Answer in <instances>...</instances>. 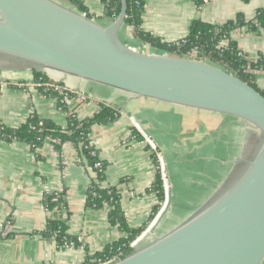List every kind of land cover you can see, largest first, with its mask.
I'll return each mask as SVG.
<instances>
[{
  "label": "crops",
  "instance_id": "0c3cea01",
  "mask_svg": "<svg viewBox=\"0 0 264 264\" xmlns=\"http://www.w3.org/2000/svg\"><path fill=\"white\" fill-rule=\"evenodd\" d=\"M55 1L73 6L70 0ZM81 1L100 24L114 21L107 15L104 0ZM260 8H264V0H204L201 6L196 0H145L142 28L164 41H177L188 36L194 20L222 24L238 15L252 19ZM120 37L126 43L131 40L135 47L127 44L135 49L137 41L145 44L127 24L121 28ZM232 37L249 62L264 56V27L238 28ZM35 71L30 67L8 68L0 61V120L18 127L37 113L66 127L70 109H62L56 98L38 91ZM45 74L85 97L72 106L79 119L92 118L100 103L120 109L121 117L115 122L94 124L90 139L108 163L106 184L120 187L121 205L131 228L149 224L159 204L157 193L151 189L159 174L153 153L161 161L162 156L167 159L173 203H177L157 230L158 235L208 200L231 172L232 162L244 155L251 129L235 117L138 98L57 71ZM252 74L258 87L264 89V68L253 69ZM134 129L144 138H136ZM40 153L41 158H37L24 141L0 140V264H83L125 233L111 224L110 207L87 205L94 174L82 161L79 147L67 141L61 151H56L52 140L46 139ZM62 191L68 203V232L80 239L79 246L66 249L41 235L50 217L44 196ZM9 221L8 234L3 235Z\"/></svg>",
  "mask_w": 264,
  "mask_h": 264
},
{
  "label": "water",
  "instance_id": "95a60500",
  "mask_svg": "<svg viewBox=\"0 0 264 264\" xmlns=\"http://www.w3.org/2000/svg\"><path fill=\"white\" fill-rule=\"evenodd\" d=\"M102 25L55 0H0V61L67 75L148 98L235 117L251 129L242 158L214 193L184 220L158 235L173 205L166 158V204L112 264L264 263V95L237 74L208 61L126 44L127 0ZM155 144L150 133L145 130ZM156 145V144H155Z\"/></svg>",
  "mask_w": 264,
  "mask_h": 264
},
{
  "label": "trees",
  "instance_id": "16d2710c",
  "mask_svg": "<svg viewBox=\"0 0 264 264\" xmlns=\"http://www.w3.org/2000/svg\"><path fill=\"white\" fill-rule=\"evenodd\" d=\"M75 8L80 12L93 18L81 0H70ZM201 6L204 0H196ZM107 15L116 18L121 11V0H104ZM127 18L126 24L133 28L134 34L145 44L153 49L161 50L176 56H191L194 53L212 64H216L229 72L237 74L241 79L251 84L264 95V89L258 87L254 75L247 72L246 67L252 69L264 68V56L257 62H249L243 52L239 49L238 43L233 39V32L242 27H248L249 30L264 27V8L257 10L254 18L247 19L243 15H238L235 19L222 24H213L201 19L194 20L188 36L182 40L164 41L159 36L147 32L142 28L143 15L145 12V0H127ZM37 89L40 93L54 97L58 100L62 109L67 110V106L60 101L68 96L75 99L78 94L67 89L63 82H58L60 86L65 87L64 94L58 93L47 84L54 83L45 73L35 71ZM121 117L120 109L106 103L99 104L98 112L89 119H79L78 115L70 114L68 116V125L62 127L49 119H45L33 113L23 124L18 127H9L0 120V140L11 142L14 140L24 141L31 145L37 158H41L40 149L46 139H52L54 149L61 151L63 144L67 141L73 142L80 149V156L84 163L93 171V177L90 180L88 189L87 205L97 209L110 207L109 216L112 225L117 226L119 230L127 237L122 236L119 240L108 245L103 251L88 257L83 264H92L91 260L95 258L108 259L114 256L118 248L122 249L124 258L133 252L131 244L135 242L148 228L149 224L156 218L160 212L161 206L154 209L149 224L142 228H131L127 222L126 215L121 205V193L119 186L106 184V170L108 163L101 159L99 150L91 144L90 132L94 124H109L115 122ZM136 138L144 137L134 129ZM153 155V161L159 168V174L156 182L152 185V190L159 197V202L166 200V190L164 186L162 161ZM99 164V166H97ZM125 180L122 181L124 183ZM44 205L51 215L48 218L47 226L41 235L47 239H54L60 248L66 249L71 241L79 246L78 238L68 232V224L62 219L61 213L68 211L66 193L48 192L43 199ZM2 238V235H0Z\"/></svg>",
  "mask_w": 264,
  "mask_h": 264
},
{
  "label": "built area",
  "instance_id": "2783aa9c",
  "mask_svg": "<svg viewBox=\"0 0 264 264\" xmlns=\"http://www.w3.org/2000/svg\"><path fill=\"white\" fill-rule=\"evenodd\" d=\"M190 57H192V58H196V59H199V60H203V61H206V60H204V59H202V58H199L198 57V54L197 53H194V54H192ZM247 72H250V73H252L253 72V69L249 66V67H246V69H245ZM54 83H50V84H47V86L50 88H53L54 90H56V91H58V93H60V94H64V91H65V87H63V86H60V85H58V84H55V83H58V82H56V81H53ZM0 83H1V80H0ZM19 86V85H18ZM67 88V87H66ZM67 89H69V88H67ZM71 91H73V90H71ZM73 92H75V91H73ZM77 93V92H76ZM78 94V93H77ZM84 96H81V95H78L75 99H72V98H69L68 96H65L60 102L62 103V104H64V105H66L67 106V108H69L70 110H69V113L70 114H74V115H77L76 114V112H75V110H73V105H74V103L77 101H82V100H84ZM86 101H87V99H86ZM50 140H52V139H50ZM53 141V140H52ZM91 144H92V141H91ZM93 145V144H92ZM97 166H99V164H97ZM162 171H163V168H162ZM163 179H164V186H165V190H166V178H165V173H164V171H163ZM159 205L161 206V208L163 207V205H164V203L163 202H159ZM44 207H45V209H46V211L48 212V214H49V216L52 214L51 213V211H49L48 209H47V207L44 205ZM61 215H62V219L63 220H67V212L64 210L62 213H61ZM10 226H11V222L9 221L7 224H6V227H5V229H4V231L2 232V234L3 235H6V234H8V231H9V228H10ZM124 237H127V234H124ZM78 242H80V239L78 238ZM136 242V241H135ZM135 242H133L132 244H131V247L134 245V243ZM75 245H76V242H74V241H71L69 244H68V247L67 248H70V247H75ZM84 246V245H83ZM123 254V252H122V249L121 248H118L117 250H116V253L114 254V256H111L110 258H108V259H101V258H95V259H92L91 260V262H92V264H112L113 262H115V261H117V260H119V259H121V255Z\"/></svg>",
  "mask_w": 264,
  "mask_h": 264
},
{
  "label": "rangeland",
  "instance_id": "374dc122",
  "mask_svg": "<svg viewBox=\"0 0 264 264\" xmlns=\"http://www.w3.org/2000/svg\"><path fill=\"white\" fill-rule=\"evenodd\" d=\"M65 4V6H67L68 4V2H64ZM138 43H137V46H136V49L137 50H140V51H146V52H154L155 51V49H153L150 45H147V44H141V42L140 41H137ZM126 43V42H125ZM127 43H129L131 46H133V47H135L134 45H132V42H131V40H128V42ZM126 43V44H127ZM128 44V45H129ZM139 44H141V45H139ZM165 157V156H164ZM240 158H242V156L240 157ZM166 161H167V159H166ZM167 164H168V162H167ZM233 169V168H232ZM232 169H231V171H232ZM227 177V176H226ZM226 179V178H225ZM164 203V205H163V207L165 206V204H166V200L163 202ZM175 204H177V203H173V206H175ZM163 207L162 208H160V211H162V209H163ZM172 212H174V210H173V207H172V210H170V213H172ZM160 213V212H159ZM158 213V214H159ZM170 214H168V217H170L169 216ZM157 217V216H156ZM156 219V218H155ZM155 219H154V221H155ZM174 219V218H173ZM182 220H184L185 218H184V216H182V218H181ZM175 220V219H174ZM148 229V228H147ZM146 229V230H147ZM146 230H145V232H146Z\"/></svg>",
  "mask_w": 264,
  "mask_h": 264
}]
</instances>
